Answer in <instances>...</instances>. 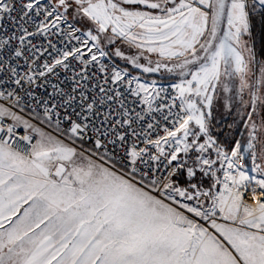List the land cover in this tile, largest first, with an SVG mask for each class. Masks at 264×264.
Segmentation results:
<instances>
[{"label":"snow or ice","instance_id":"snow-or-ice-1","mask_svg":"<svg viewBox=\"0 0 264 264\" xmlns=\"http://www.w3.org/2000/svg\"><path fill=\"white\" fill-rule=\"evenodd\" d=\"M0 264H264V0H0Z\"/></svg>","mask_w":264,"mask_h":264}]
</instances>
